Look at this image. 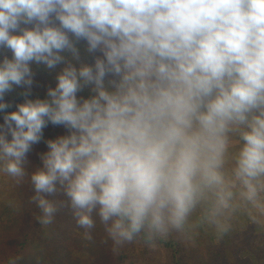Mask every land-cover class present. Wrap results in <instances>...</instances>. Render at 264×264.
<instances>
[{
  "label": "clouds",
  "instance_id": "9594fccd",
  "mask_svg": "<svg viewBox=\"0 0 264 264\" xmlns=\"http://www.w3.org/2000/svg\"><path fill=\"white\" fill-rule=\"evenodd\" d=\"M66 52L79 66L30 98L31 65L55 68ZM0 120L3 171L29 177L41 225L66 207L89 241L95 216L114 246L151 242L183 231L208 192L216 222L233 206L223 170L233 131V175L261 207L264 0H0ZM49 124L66 134L44 141L29 172Z\"/></svg>",
  "mask_w": 264,
  "mask_h": 264
},
{
  "label": "trees",
  "instance_id": "16d2710c",
  "mask_svg": "<svg viewBox=\"0 0 264 264\" xmlns=\"http://www.w3.org/2000/svg\"><path fill=\"white\" fill-rule=\"evenodd\" d=\"M77 47L81 54L80 62H87L89 58L85 51L86 46L83 42H80ZM62 55L70 58L67 62L79 66L80 62L73 60L70 53L66 52ZM33 72L34 84L30 98L44 99L47 97V89L49 87L54 88L56 81L49 78L40 69H33ZM17 89L21 90L19 94L7 99L13 106L24 100L22 95L24 88L18 87ZM83 94L87 95V92ZM12 110H14V107L8 109V111ZM0 123H2V120H0ZM62 134H66V130L62 126L49 124L44 129L43 141L34 145L33 150L28 155L30 163L27 168L29 172L40 165L39 154L47 151L44 141L54 139ZM235 137L238 140L236 147H240L242 142L239 139L238 132H236ZM0 184H2V181H0ZM14 193H17L21 204L20 210L17 212L8 211V207H4L0 199V257H8L6 261L8 264H10V261H15L18 264H77L76 259H80L78 256L56 251L52 239H50L51 235L46 236L47 240L44 241V244H40L41 246L34 253L32 251L20 253L23 250L22 248L25 247L24 245L28 244L27 238H25L24 243H17L15 246L8 244L12 240V236L8 233L9 221H17L16 218L20 216L19 214L27 215L29 211L31 212L29 216L37 217L40 215V210L31 200L34 191L28 176L21 180L20 186L18 189H14ZM1 194L5 193L0 192L2 198ZM27 196L28 202L24 199ZM53 199L66 198L60 195ZM7 202L9 203V200ZM203 217H200V223L205 222ZM94 219L96 225L91 230L92 240L90 241L85 238V230L77 227L70 209L66 207L57 212L53 222L49 225L53 231L59 232L66 238V245L76 246L85 242L90 248L97 249V258H90L86 264H218L220 261L221 264H264V226L259 224L251 225L246 229L240 227L236 232L230 233L228 231L222 233L221 225L220 229L213 231L209 236L206 234L207 231L202 228L200 236L202 243L197 247L194 245H191L193 247H186L184 244L183 249L181 243L174 238L172 233L167 237L156 238L151 242H147L141 234L132 243L114 246L113 242L106 238L104 227L99 218L94 216ZM194 248L200 250L205 257H196L195 252H193Z\"/></svg>",
  "mask_w": 264,
  "mask_h": 264
},
{
  "label": "rangeland",
  "instance_id": "374dc122",
  "mask_svg": "<svg viewBox=\"0 0 264 264\" xmlns=\"http://www.w3.org/2000/svg\"><path fill=\"white\" fill-rule=\"evenodd\" d=\"M65 58V63L58 64L55 68L52 69L47 68L43 64H32L31 67L34 70H42V72L49 78L56 81V76L63 69V67L66 66V64L68 63L67 61L70 59L66 56ZM20 91V89L18 90L17 88H15L13 92L7 95V99L16 94H19ZM81 95L84 94L81 93ZM234 132L235 131L229 134L228 152L225 157V165L223 169L226 178L232 181L233 186L231 190L233 191V193L236 191V193H234V199L232 201L233 206L230 209L224 210L222 214L216 216V222H214L211 213L215 205V196L211 192L206 193L205 196L197 204L193 212L190 214L184 230L179 232H172V235H174V238L181 243L183 249L184 244L186 245V247H193L191 245L197 247L202 243V240L200 238L202 234V228L207 231L206 234L207 236H209V234L213 233V231L220 229L221 225L226 226L229 233L236 232L240 229V227L241 229H246L249 226L256 224L264 226V187H262L260 190L259 204L261 205V207H256L242 198L241 193L243 191V187L238 181H236L233 175V170L235 167L234 158L241 147H236V145L238 144V140L235 137L236 132ZM0 181H2V184H0V192L5 193L1 194L2 198L0 197L2 203L4 204V207H8V211H19L21 204L19 203L17 193H14V189H18L21 181H17V179L6 174L3 171L2 163H0ZM24 199L26 200V202H28V196L24 197ZM8 200L9 203L7 202ZM30 214V211L27 213V215L19 214V218H16L17 221L11 220L12 222L9 221L8 223L10 226L8 233H10V235L12 236V240L8 243L9 245L12 244V246H15V244L17 243H24L25 238L28 239V244L24 245L25 247L22 248L23 250L22 252H20L21 254L30 251L34 253V251H36V249L41 246L40 244H44V241L47 240L46 236L51 235L50 239H52V244L55 246L56 251L59 253L71 255L73 254L78 256V258L80 259H76L77 264H86L90 258H97V249H94L93 247L90 248L89 245L85 242H82L81 244H78L76 246L66 245V238L62 234L53 231L49 225H41L37 221L36 217L29 216ZM200 217L205 218V222L200 223ZM253 217H255V220H253ZM193 252H195L196 257H205V255L201 253L200 250H197V248H194ZM7 259L8 257L6 256L0 257V264H8V262H6ZM15 264L18 263L15 262ZM218 264H221V261Z\"/></svg>",
  "mask_w": 264,
  "mask_h": 264
}]
</instances>
